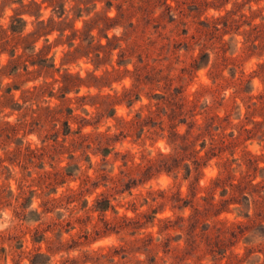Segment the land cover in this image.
Masks as SVG:
<instances>
[{
	"label": "rangeland",
	"instance_id": "1",
	"mask_svg": "<svg viewBox=\"0 0 264 264\" xmlns=\"http://www.w3.org/2000/svg\"><path fill=\"white\" fill-rule=\"evenodd\" d=\"M0 264H264V0H0Z\"/></svg>",
	"mask_w": 264,
	"mask_h": 264
},
{
	"label": "trees",
	"instance_id": "2",
	"mask_svg": "<svg viewBox=\"0 0 264 264\" xmlns=\"http://www.w3.org/2000/svg\"><path fill=\"white\" fill-rule=\"evenodd\" d=\"M143 62V61H142ZM145 68V66H140L139 65V67L137 66L136 67V69L134 70V71H136V73L137 72H139V71H141L142 69H144ZM127 72H130V70H127ZM173 134L174 135H178V133H175V132H173ZM156 167V162H153L151 165H150V169H153V168H155ZM164 168H166V170H170L169 168H172V165H168V167H164ZM108 208V206H105L104 208H103V210H106Z\"/></svg>",
	"mask_w": 264,
	"mask_h": 264
}]
</instances>
